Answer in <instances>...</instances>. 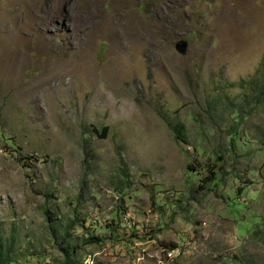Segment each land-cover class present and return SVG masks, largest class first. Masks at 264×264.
I'll list each match as a JSON object with an SVG mask.
<instances>
[{"label": "rangeland", "instance_id": "rangeland-1", "mask_svg": "<svg viewBox=\"0 0 264 264\" xmlns=\"http://www.w3.org/2000/svg\"><path fill=\"white\" fill-rule=\"evenodd\" d=\"M0 49L15 264H264V0H0Z\"/></svg>", "mask_w": 264, "mask_h": 264}, {"label": "trees", "instance_id": "trees-1", "mask_svg": "<svg viewBox=\"0 0 264 264\" xmlns=\"http://www.w3.org/2000/svg\"><path fill=\"white\" fill-rule=\"evenodd\" d=\"M251 86H253V104L259 105L264 103V74L262 75L260 80H253L250 83ZM243 111V110H242ZM240 118V117H239ZM243 119V117H241ZM240 122H242V120L240 119V121L236 124H234V127L231 128V130L228 133V138L231 140L232 145H235V140L237 138V134H238V130H239V124ZM176 130L178 131V133H181V136L183 135V125H179ZM245 141V140H244ZM247 142V141H245ZM121 154V153H120ZM224 157H221V155L216 157L217 162L212 164L211 167L209 168L208 174L206 176V181H205V185H206V189L207 190H212L215 193H219L218 187L221 184V181L223 180V178L226 176V170L224 168V166H221V169L219 168V166L216 165H224ZM120 163L123 165L122 171L125 175H127V165L125 163L124 157L122 156V154L120 155ZM237 191H242V188H238ZM240 195H236L232 198H227L226 201H228L230 209L232 212L234 213H239V209L238 208H242V207H249V202L244 201H240L239 200ZM46 214L49 217V219H51V215L53 214V212L47 208L46 209ZM259 217H253V219L251 220L252 222L255 223L256 226L260 225L261 223V218L260 220L258 219ZM74 226V222L71 223L66 229H64L63 231V237H69V231L70 229ZM248 227H253L252 225H249ZM254 229V228H253ZM260 231L259 227L254 230L253 235L256 237L257 235H259ZM165 247H167L169 250H175L178 248V245L175 243H168V244H163ZM9 248H3L1 242H0V264H15L16 262L12 259L9 258V254H8ZM72 259L70 250L67 249L65 251V262L63 264H70V260ZM229 264H234L233 262H230ZM240 264H255L254 262H246V261H241Z\"/></svg>", "mask_w": 264, "mask_h": 264}, {"label": "water", "instance_id": "water-1", "mask_svg": "<svg viewBox=\"0 0 264 264\" xmlns=\"http://www.w3.org/2000/svg\"><path fill=\"white\" fill-rule=\"evenodd\" d=\"M187 48H188V41L185 39H181L176 43V49L182 55H185L187 53Z\"/></svg>", "mask_w": 264, "mask_h": 264}, {"label": "bare ground", "instance_id": "bare-ground-1", "mask_svg": "<svg viewBox=\"0 0 264 264\" xmlns=\"http://www.w3.org/2000/svg\"><path fill=\"white\" fill-rule=\"evenodd\" d=\"M4 38H6V37H4ZM4 40H5V39H4ZM2 41H3V40H2ZM5 41H6V40H5ZM7 41H8V39H7ZM7 41H6V42H7ZM8 42H9V41H8ZM8 42H7V43H8ZM4 43H5V42H4ZM7 43H6V44H7ZM6 44H3V45H6ZM1 47H2V46H1ZM3 47H4V46H3ZM9 47H10V46H9ZM3 49H4V48H3ZM7 49H8V48H7ZM5 50H6V49H4V51H5ZM9 50H10V49H9ZM0 51H2V50L0 49ZM4 51H2L3 54L6 53V51H5V53H4ZM7 53H8V52H7ZM0 54H1V52H0ZM1 55H2V54H1ZM5 55L8 56L7 54H5ZM6 56H5V57H6ZM7 59H8V58H7Z\"/></svg>", "mask_w": 264, "mask_h": 264}]
</instances>
